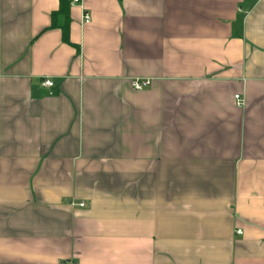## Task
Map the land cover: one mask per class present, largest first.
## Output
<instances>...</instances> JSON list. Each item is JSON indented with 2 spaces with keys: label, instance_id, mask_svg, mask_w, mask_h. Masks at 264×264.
Listing matches in <instances>:
<instances>
[{
  "label": "crops",
  "instance_id": "0c3cea01",
  "mask_svg": "<svg viewBox=\"0 0 264 264\" xmlns=\"http://www.w3.org/2000/svg\"><path fill=\"white\" fill-rule=\"evenodd\" d=\"M59 7L0 0V264H264V0Z\"/></svg>",
  "mask_w": 264,
  "mask_h": 264
},
{
  "label": "built area",
  "instance_id": "2783aa9c",
  "mask_svg": "<svg viewBox=\"0 0 264 264\" xmlns=\"http://www.w3.org/2000/svg\"><path fill=\"white\" fill-rule=\"evenodd\" d=\"M69 1L71 4L82 3V0H69ZM90 20H91V15L88 13H84V23H89ZM150 83H151V81L149 79H135L133 81V87L135 89L140 90V89H143L144 87L150 85ZM43 85L50 87L53 85V81L49 78H45L43 81ZM235 99H236V103L238 104V106L243 107L246 105L245 99L240 94H236ZM78 205L85 206V202L81 201L80 203H78ZM237 232L242 233L241 230H238Z\"/></svg>",
  "mask_w": 264,
  "mask_h": 264
},
{
  "label": "trees",
  "instance_id": "16d2710c",
  "mask_svg": "<svg viewBox=\"0 0 264 264\" xmlns=\"http://www.w3.org/2000/svg\"><path fill=\"white\" fill-rule=\"evenodd\" d=\"M60 1V7L59 10L54 12L52 14L53 21L55 24V18L58 14H64L66 16V23L62 27V38L64 42L69 43L70 38H69V6H70V1L69 0H59Z\"/></svg>",
  "mask_w": 264,
  "mask_h": 264
}]
</instances>
